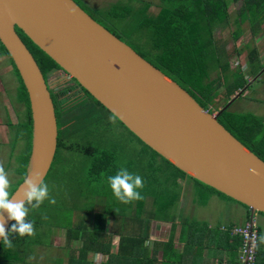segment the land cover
<instances>
[{
	"label": "water",
	"instance_id": "95a60500",
	"mask_svg": "<svg viewBox=\"0 0 264 264\" xmlns=\"http://www.w3.org/2000/svg\"><path fill=\"white\" fill-rule=\"evenodd\" d=\"M14 28L159 157L245 206L249 222L255 213L264 215V163L216 121L218 112L202 109L73 0H0V45L25 90L31 121L28 161L12 198L33 171L44 180L56 146L49 93ZM0 215L7 231L11 220Z\"/></svg>",
	"mask_w": 264,
	"mask_h": 264
},
{
	"label": "trees",
	"instance_id": "16d2710c",
	"mask_svg": "<svg viewBox=\"0 0 264 264\" xmlns=\"http://www.w3.org/2000/svg\"><path fill=\"white\" fill-rule=\"evenodd\" d=\"M158 2L159 7L153 16L146 14L147 5L137 9L138 13L133 17V19L136 20L135 30L143 31L148 36L146 41H144L146 43L143 48L139 49L136 47V49H131L143 60L164 74L168 79L175 82L208 113L212 114L211 107L216 100L219 98L224 99V104L216 111V113L218 112L216 121L233 138L243 145V147L264 163L263 119L252 113L231 112L225 106L234 92L248 88L249 84L244 82L245 79L243 74L228 70V64L226 63L227 55L214 36V31L226 26L228 22L229 5L237 2L240 3V6L236 11L233 21L235 30L231 33L232 40L236 41L240 37L239 26L245 21L249 23L248 30L250 35L261 31L262 26L258 24V20L264 15V0H158ZM129 13L130 10H128V8H124L122 12H118V9L115 8L109 10V15L111 17L122 19L128 16L126 14ZM102 27L122 41L119 36L104 26ZM14 30L32 56L41 74H52L56 70H60L58 66L34 46L19 29L14 28ZM0 51L8 58L14 75L19 82V86L16 88V102L24 107V111L21 113L22 118L16 123L17 128L14 136H12L14 142L20 140L23 145L22 151L20 152L21 154L19 158H17L19 159L18 167L15 170V174L19 178L18 183H20L24 177L30 152V112L27 96L22 83L6 51L1 45ZM247 56L249 69L246 73H256L259 63L257 62L256 65H254L255 61L253 62L256 57L255 50H249ZM223 57H225V60H223ZM262 67L263 65H260V69H263ZM213 72L220 74V76L210 78L209 75ZM226 72L233 78L231 84L232 88L230 89L227 87L223 88L227 79ZM223 81L224 84L221 85ZM240 95L241 93L238 97ZM91 100L96 106L110 115L99 103L93 99ZM10 126L11 123L6 122L7 129ZM122 128L124 127L122 126ZM128 133L151 154V161L157 166H162L165 170L169 171L167 181H170L174 185L178 179L183 180L188 178L193 181L198 186V191L203 195L202 205H204V200L211 195H216L220 198L237 203L223 194L187 177L170 163L159 157L155 152L143 145L130 132ZM60 148L68 152L70 146H65V144H63V139L62 141L58 139L56 152ZM81 151L92 154L89 166V173L92 179L102 178L101 176L104 175L107 178V176L113 175L114 168L112 167V158L109 154L107 155L106 152H96L93 154L92 150L86 147L84 149L82 148ZM152 182L153 181H148L146 184L151 185ZM174 201L175 199L170 198L166 199L165 202L159 203L156 198L153 197L150 203L151 209L149 210L148 216L150 220L168 223L169 233L164 242L153 243L150 249L145 245L148 230L147 226L143 223L145 222L147 224L146 221L148 219H145V217L140 218V215L142 216L143 213L145 214L143 211L144 198L137 201L135 207V212H137L136 217L130 221L132 226L138 228V230L136 229V231L134 229L135 232L132 235H119L117 248L114 253L110 250L109 236L104 234L103 222H99L102 220L104 221V219L99 216L97 219L98 221L94 220V222H90L91 224L89 225L83 223L82 220H76L72 226L63 228L65 229L64 236L68 243H80L79 248L76 249V255L69 256L67 264H91V262L86 260L87 253L104 256L105 259L99 264H211V261L207 259H209L210 256L212 258L216 255L217 243L227 241V243L229 242L228 250L236 251L239 245V239L237 237L229 238L226 231L219 232L215 229H208L204 223L192 219L189 220L187 218H181L176 223L175 216H173L175 214H173L172 211L169 213V210L173 207ZM241 206L247 209L245 206ZM259 214L264 216L261 213ZM117 215V213H114L111 216L115 218ZM13 223L14 221H11L7 231L11 229ZM87 229L89 232L86 231ZM175 230L178 231L176 240H174L173 235ZM258 235L259 232L257 230V236ZM10 239L14 245L11 249L5 248L3 241H0V264H25L24 256L29 252L32 245L29 241V236L20 237L16 233H12ZM175 243L181 245L179 251L176 250ZM260 248L261 245L256 247V264L264 263V253H261ZM158 251L160 252L159 260L156 259V253ZM221 262L222 261L219 260L217 261V263ZM227 264H234V262L229 261Z\"/></svg>",
	"mask_w": 264,
	"mask_h": 264
},
{
	"label": "rangeland",
	"instance_id": "374dc122",
	"mask_svg": "<svg viewBox=\"0 0 264 264\" xmlns=\"http://www.w3.org/2000/svg\"><path fill=\"white\" fill-rule=\"evenodd\" d=\"M73 1L95 22L119 36L122 41L126 42L133 49H136V47L139 49L143 48L146 43L144 41H146L148 36L143 31L135 30L136 20L133 17L138 13L137 9L147 5L146 14L153 16L159 7L158 0ZM239 6V2L229 5L228 22L226 26L216 29L214 36L227 55L226 63L230 71H237L243 75L247 74V53L251 49H254L256 52L253 62L261 63L263 69L261 74L255 78V80L257 79L256 82L249 84V87L242 91L240 89L234 92L225 106L231 112L252 113L264 121V26L260 32L250 35L247 25H240V37L236 41H233L231 36V33L235 30L233 21ZM111 8L118 9V12H122L124 8H128L130 13L126 14L128 16H125L123 19L111 17L109 15ZM223 60H225V57H223ZM9 66L12 77L9 72L4 70L9 68ZM0 71H2L0 77H6L3 83L5 92H3L2 97L7 111L5 121L11 123L7 131L8 139L6 137L4 139L3 136V139L0 137V163H3L9 171V178L12 182L10 191L12 192L19 184V178L15 174V170L19 163V159L17 158H19L23 148L22 142L20 140L14 142L12 136H14L17 128L16 123L22 117L17 113L21 112L22 106L15 101L14 88L19 86V82L7 57L0 63ZM247 75H244V82L246 84L253 77V73H249L248 79ZM209 76L210 78H216L220 74L213 72ZM12 78L14 82L11 80ZM226 78L223 88L227 87L230 89L232 88L233 78L228 72H226ZM0 83L2 85V80H0ZM223 84L224 81L221 85ZM240 93L241 95L238 97ZM224 102L225 100L222 98L216 100L211 107L212 114H215ZM69 111H73L72 113L70 112V117L76 112L78 113L77 117L70 122V131L66 132L67 139H63V144L70 146V149L67 152L65 149L61 150L60 148L56 152L44 180L49 185L51 190L50 195L55 199V203L50 204L48 200H45L38 209H34L29 213V218L36 223V232L34 236L29 237L32 245L29 252L24 256L25 264H67L68 257L76 255V249L79 248L80 243H68L65 239V229L63 228L72 226L76 220H82L83 223L89 225L100 216L104 219V221L99 222H103L105 235L122 226V223L132 225L130 221L136 217L137 212H135V207L137 201L123 204L114 198L106 182L105 175L98 179L91 178L89 166L92 154L82 152L81 149L85 147L91 149L93 154L96 152H106L107 155L109 154L112 158L113 174L120 167H126L130 172L138 173L144 178L145 187L142 195L144 197L143 207L145 206L146 209H151V207L150 209L148 208V204L151 203L153 197L159 203L165 202L166 199H175L169 213L172 211L173 214L174 212L177 214L176 216L172 214L175 216L176 223L181 218L206 222L209 215L218 212V208L228 210L222 206L223 202L220 199L223 198H216L217 202L212 199L211 196L213 195L204 200L205 206L202 205V193L198 191V186L188 178L184 180L186 183L191 184V190L188 199L183 198V196L188 194L189 190L187 191L186 186L179 185L178 182L182 180L178 179L175 185L167 181L169 171L151 161V154L122 128L114 118L94 103L89 102L83 106H74L73 110L70 109ZM148 181L153 182L151 185H148L146 184ZM223 200L227 201L228 205H233L234 203L227 199ZM181 202L184 206L182 210H177ZM234 204L242 209L240 205ZM114 213L118 215L114 219H111V215ZM179 213H181L182 217H180ZM226 219L228 220V218ZM253 222L259 234L264 233V216L255 213L253 215ZM213 225L216 226V223ZM150 227L154 232V239L166 240L169 232L168 225L151 223ZM86 231L89 232L88 229ZM177 233L178 231L175 230L173 234L174 240H176ZM180 247L181 245L175 243L177 251L180 250ZM260 251L264 253V245H261ZM101 259L102 257L99 258L92 253L86 254V260L91 261L93 264H98L101 262Z\"/></svg>",
	"mask_w": 264,
	"mask_h": 264
},
{
	"label": "clouds",
	"instance_id": "9594fccd",
	"mask_svg": "<svg viewBox=\"0 0 264 264\" xmlns=\"http://www.w3.org/2000/svg\"><path fill=\"white\" fill-rule=\"evenodd\" d=\"M73 11L69 9V14ZM250 171L254 175H259L255 169ZM106 182L114 198L123 204H130L144 198L142 195L145 187L144 178L138 173L130 172L126 167H120L115 174L107 176ZM11 187L9 171L3 163H0V213L6 212L8 219L14 221L11 229L6 231L3 216L0 215V240L8 249L14 247L10 239L12 233L20 237L35 235V222L29 219L30 211L38 209L45 200H48L50 204L55 203V199L50 195L49 185L42 179L39 170L25 177L15 198H12ZM260 245H264V233H260L255 238L254 247Z\"/></svg>",
	"mask_w": 264,
	"mask_h": 264
},
{
	"label": "crops",
	"instance_id": "0c3cea01",
	"mask_svg": "<svg viewBox=\"0 0 264 264\" xmlns=\"http://www.w3.org/2000/svg\"><path fill=\"white\" fill-rule=\"evenodd\" d=\"M243 24H246L247 27H249L248 26L249 25L248 21L242 22L241 23V26ZM258 24H260V26H262V27L264 26V15H263V17L262 16L260 17V19L258 20ZM256 33L257 32H255V34ZM4 59H5V56L0 51V63L3 62ZM246 65H247L246 68L248 70L249 69V62H247ZM254 65H256L255 62H254ZM260 65H261V63H259V66L257 67V72L256 73H253V77L248 81V84H252V83H254V82L257 81V79L255 80V78L257 76H259L261 74V71H262V69H260ZM4 70L7 71V72H9L10 75H11V77H12L10 66H9V68L4 69ZM255 71H256V66H255ZM0 73L2 75V71H0ZM249 73H251V72H248L247 73L248 75L247 74H244V75H247V79L249 77ZM5 78L6 77H3V76L0 77V80H2V85L0 83V116H1L0 117V121L2 120V122H0V137L3 136L4 139H5V137L7 138V135H8V133H7L8 129L6 127V121H5V117L7 116V111H6V107H5L4 101L2 99L3 92H5L4 85H3V83L6 80ZM244 79H245V76H244ZM253 79H254V81H253ZM11 80H13V78ZM13 82H14V80H13ZM16 88H17V86L14 88L15 89V97H16ZM15 101H16V98H15ZM3 137H2V139H3ZM7 139H6V142H7ZM178 183L181 186H186L187 191L189 190L188 191V194L185 195V196H183V198H185V199L187 198L188 199L189 192L191 190L190 189L191 188L190 187L191 184L190 183H186V181L184 179L182 181L178 182ZM185 183H186V185H185ZM211 197H212V199H214V201L216 200L218 202V200L216 198H219V197H217L216 195H213ZM220 200L223 202L222 203L223 208L224 209H228V210H222L221 208H218V212L215 213V214L209 215L207 217V219H206V222H204V221L202 222L201 221V223H204L207 226L208 229H212V230L215 229V230H217L219 232H222V231L219 230L221 227L222 228H225V229H229L231 227L242 226L244 223H246L247 221H249V211H248V209H245L241 205L240 206H241L242 209H240L234 203H233V205H228L229 203L227 201H224L223 199H220ZM224 202H226V203H224ZM183 206L184 205L181 202V205L178 206V209L177 210H180V209L182 210ZM204 206H205V204H204ZM148 208L150 209V203L148 204ZM143 209H145L144 210L145 214L143 213L142 216L140 215V218H144L145 217V219H148L146 221L147 223H149L148 225L145 222H143V223L147 226V230H148V233H147V241H146L145 245H147V247L150 249L152 247V244L153 243H156V242H159L160 243V242H164L165 241V240H160L159 238L154 239V236H153V233L154 232H153L152 228L150 227V224L151 223L152 224H155L156 223V224H159V225H161V224L162 225H168L167 228H169V224L168 223H164V222L155 221V220H152V219L150 220V218L148 216L149 215L148 214L149 213V210L146 209L145 206H144ZM178 212H180V211H178ZM174 214H175V212H174ZM176 215L177 214H175V216ZM179 215H180V217H182L181 216V213H179ZM226 218H228V220ZM111 219H114V217L111 216ZM225 220H227V221H225ZM252 220H253V216H252ZM214 223H216V226L213 225ZM119 225H120V223H119ZM134 229L135 230L136 229L138 230V228L133 227L131 224L129 225L127 223L126 224H123L122 223V226H120L119 228L117 227L113 232L109 233L108 234V236H109L108 239H109V243H110V250H111V252L114 253V251L117 248V244H118V240H119V235H121V234H123L125 236L132 235L135 232ZM167 237H168V235H167ZM229 238H231V237L229 236ZM228 247H229V242L227 243V241H222V242L217 243L216 244V255L214 257H212V258L210 256L209 259H207V260L211 261V264L217 263L218 260L219 261H222V262H226V264L229 261H233L234 262V258H235L236 251H232V250L229 251L228 250ZM94 255H97L99 258L102 257L101 261H103L105 259L104 256H102L100 254H94ZM156 259L157 260L160 259V252L159 251L156 253ZM91 264H93V263H91Z\"/></svg>",
	"mask_w": 264,
	"mask_h": 264
},
{
	"label": "flooded vegetation",
	"instance_id": "af4514ba",
	"mask_svg": "<svg viewBox=\"0 0 264 264\" xmlns=\"http://www.w3.org/2000/svg\"><path fill=\"white\" fill-rule=\"evenodd\" d=\"M41 75L44 80L47 91L49 93V97L53 107L55 126H56V146H55V152H56L58 139L61 141L64 138L67 139L66 132L70 131V122H72L78 115L77 112L76 113L74 112L75 114H73L72 117H70L69 114L70 112L72 113L73 111H69V110L70 109L73 110L74 106H78V105L83 106L89 102L93 103V101L91 100L92 98L89 96V94H86L87 92L84 89H82L75 82V80L70 78L61 69L56 70L52 74H47V75L41 74ZM17 104L21 105L20 103ZM23 111H24V107L22 106L21 112H18L20 114L19 116H21V113H23Z\"/></svg>",
	"mask_w": 264,
	"mask_h": 264
},
{
	"label": "built area",
	"instance_id": "2783aa9c",
	"mask_svg": "<svg viewBox=\"0 0 264 264\" xmlns=\"http://www.w3.org/2000/svg\"><path fill=\"white\" fill-rule=\"evenodd\" d=\"M220 231H226L230 237H237L239 245L236 249L234 264H255L256 247H254L257 229L253 222L247 221L242 226L231 227L229 229L220 228ZM225 264V262L214 263Z\"/></svg>",
	"mask_w": 264,
	"mask_h": 264
}]
</instances>
